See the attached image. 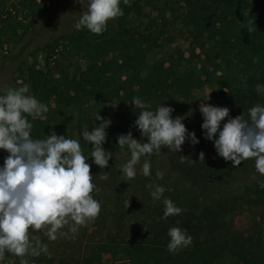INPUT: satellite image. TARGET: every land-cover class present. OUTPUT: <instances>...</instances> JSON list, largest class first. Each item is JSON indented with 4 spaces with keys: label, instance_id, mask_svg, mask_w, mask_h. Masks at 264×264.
<instances>
[{
    "label": "trees",
    "instance_id": "1",
    "mask_svg": "<svg viewBox=\"0 0 264 264\" xmlns=\"http://www.w3.org/2000/svg\"><path fill=\"white\" fill-rule=\"evenodd\" d=\"M152 2L146 0L149 5ZM120 7L123 15L109 21L102 34L75 28L45 45L53 52L62 44L75 52L84 51V70L32 68L24 76L31 95L49 109L45 119L28 117L33 124L32 138L45 139L55 131L79 139L89 158L86 162L91 165L94 190L105 198L90 224L94 238L78 251L63 250L58 264H103L105 250L123 256L130 264H203L208 260L264 264V188L260 187L264 176L257 172L254 158L233 167L218 155L214 142L204 137L200 107L194 109L195 117L183 121L200 142L192 145L186 140L182 152L167 150V170L178 174L172 183L162 184L145 175L125 182L116 163L123 152L120 135L131 132L133 138L146 140L135 126L140 109L131 102L133 97H140L152 110L162 104L173 108V118L188 113L189 104L199 103L197 92L207 85L212 92L203 103L230 108L234 118L247 117L251 107L264 105V94L255 89L257 84L264 85V9L257 8L254 0H184L177 24L201 53L195 67L183 68L184 52L173 46L175 36L167 24L153 21L139 28L132 21L134 10L141 8L138 0H120ZM57 20L55 9L52 22ZM249 27L253 29L250 33ZM99 112L112 121L103 145L112 152V159L105 169L92 162V145L81 135L85 126L91 131L101 123L95 121ZM161 152L149 158L151 164ZM200 152L205 153L204 161L199 160ZM7 155L2 149L3 162ZM182 156L186 157L183 163ZM103 174L108 175L107 180L100 178ZM157 185L166 188L164 197L182 208V214L162 218L163 198L154 201L150 195ZM255 198L261 206L260 221L248 232L232 234L229 216L243 203H256ZM173 226L193 238L190 246L175 254L167 249V233ZM64 239L71 242L69 236ZM31 259L30 264H41L44 258Z\"/></svg>",
    "mask_w": 264,
    "mask_h": 264
},
{
    "label": "clouds",
    "instance_id": "2",
    "mask_svg": "<svg viewBox=\"0 0 264 264\" xmlns=\"http://www.w3.org/2000/svg\"><path fill=\"white\" fill-rule=\"evenodd\" d=\"M77 2L83 4L84 0ZM121 15L120 0H87V10L83 11L75 28L78 31L86 28L99 35L107 30L109 21ZM247 30L253 31L252 27ZM254 62H258V58H254ZM255 89L258 94H264V85L257 84ZM28 92L29 85L24 84L0 94V149L9 153L0 166V260L8 252L20 257V264H28L24 259L26 254L39 256L48 252L47 244L33 237L30 229H45L44 235L55 241L58 237L77 233L101 210L100 202L92 195L96 185L92 182L91 165L86 162L89 158L83 154L80 140L57 135L55 131L45 139L32 138L33 124L28 117L45 119L44 114L49 109ZM131 102L140 109L135 126L146 140L138 141L131 132L118 137L120 149L127 148L130 152V159L120 169L129 180L137 175L136 166L142 158V172L150 176L149 158L153 154H159L165 147L182 152L186 140L192 145L200 142L195 132L188 131L183 117L173 118V108L162 104L152 110V106L140 97H133ZM199 110L204 120V137L214 142L218 155L231 161L233 167L254 158L257 172L264 176V105L251 107L247 117L243 114L228 119L222 129V121L229 117L227 107L201 103ZM97 120L101 121L99 125L93 126L91 131L85 126L81 135L92 145V162L105 169L112 159V152L103 147L108 137L106 130L112 121L102 117L100 112L96 114ZM185 158L182 156L180 162ZM199 160H205L204 152H200ZM157 177L161 178V174L157 173ZM100 178L107 180L108 175ZM260 187L264 188V182ZM165 191L164 186L157 185L150 195L154 201L163 198L162 218L167 220L182 214L183 209L164 197ZM167 235V249L171 253L192 244V236L180 227L169 228Z\"/></svg>",
    "mask_w": 264,
    "mask_h": 264
},
{
    "label": "rangeland",
    "instance_id": "3",
    "mask_svg": "<svg viewBox=\"0 0 264 264\" xmlns=\"http://www.w3.org/2000/svg\"><path fill=\"white\" fill-rule=\"evenodd\" d=\"M152 5L146 3V0H138L141 8L134 10L132 21L139 28H144L150 23L167 24L168 31L174 37L173 46L184 52V60L181 63L183 68L195 67L199 63L198 55L200 49H195L192 39L188 38L182 27L177 24L176 17L181 13L184 0H152ZM257 8L264 9V0H254ZM57 9L58 20L55 24L52 22V16ZM87 10V0L83 4L77 0H0V94H4L9 88H18L25 84L24 76L29 69H43L45 71L55 72L58 69L70 70L71 72H80L87 66V56L84 51H72L69 47L62 44L57 51L53 52L46 48L45 45L53 42L56 37L73 32L77 19ZM165 15V19L162 18ZM66 43V42H65ZM47 63H50L49 65ZM200 65V64H199ZM212 87L207 85L205 88L197 92L199 103H191L187 107L188 113H183L181 117H195V108L200 107L203 100L209 97ZM28 94L31 95L30 91ZM230 110L228 119L234 118V112ZM189 121V120H187ZM190 123V122H189ZM189 132H192L189 124H185ZM137 139V138H135ZM139 141V139H137ZM187 142V141H186ZM185 145V144H184ZM182 145V146H184ZM167 150H161L162 154L151 164V175L160 183H172L178 174L167 170L169 162L167 160ZM130 159V152L127 148L123 149L120 159L117 163L119 177L125 182H129L126 176L121 172V166ZM2 149H0V166H3ZM143 158L137 164V175H144L142 172ZM157 173L161 174V178L157 177ZM155 185L156 182H153ZM92 195L102 205L105 198L95 190ZM107 199V198H106ZM243 203L229 216V229L232 234L248 232L255 224L260 221L261 206L257 203ZM90 222L80 227L75 234L69 233L71 242L65 243L63 237H58L55 241H51L44 235L45 229L32 231L33 237H39L42 243L47 244L48 252L41 253L43 262L41 264H58V259L63 250L78 251L79 246L85 247L86 243L94 238ZM65 231L67 228L64 229ZM43 237V238H42ZM44 238L47 240L45 242ZM66 238V237H65ZM82 248V249H83ZM33 256L26 254L24 259L30 264ZM58 257V258H57ZM20 257L5 252L4 257L0 260V264H20ZM103 264H130L123 256H113L111 250H105L102 253ZM158 264H166L160 262ZM203 264H215L213 261H206Z\"/></svg>",
    "mask_w": 264,
    "mask_h": 264
}]
</instances>
